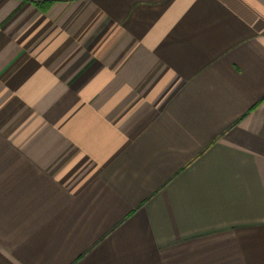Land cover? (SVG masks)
Listing matches in <instances>:
<instances>
[{
    "label": "crops",
    "instance_id": "1",
    "mask_svg": "<svg viewBox=\"0 0 264 264\" xmlns=\"http://www.w3.org/2000/svg\"><path fill=\"white\" fill-rule=\"evenodd\" d=\"M0 264H264V0H0Z\"/></svg>",
    "mask_w": 264,
    "mask_h": 264
},
{
    "label": "trees",
    "instance_id": "2",
    "mask_svg": "<svg viewBox=\"0 0 264 264\" xmlns=\"http://www.w3.org/2000/svg\"><path fill=\"white\" fill-rule=\"evenodd\" d=\"M44 6H45V4H44Z\"/></svg>",
    "mask_w": 264,
    "mask_h": 264
}]
</instances>
